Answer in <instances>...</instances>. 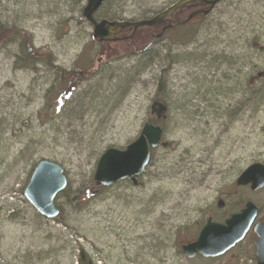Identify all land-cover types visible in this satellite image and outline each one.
<instances>
[{
  "label": "rangeland",
  "instance_id": "374dc122",
  "mask_svg": "<svg viewBox=\"0 0 264 264\" xmlns=\"http://www.w3.org/2000/svg\"><path fill=\"white\" fill-rule=\"evenodd\" d=\"M177 1L116 0L97 18L149 20ZM86 2L0 1V24L16 34L0 38V263L77 264L80 246L85 264H257L252 231L219 258L188 261L180 249L248 202L264 222V188L236 185L264 165V0H227L149 50L146 28L95 41ZM158 96L170 105L167 148L153 152L137 187L101 188L98 159L140 135ZM43 160L68 181L53 221L23 195Z\"/></svg>",
  "mask_w": 264,
  "mask_h": 264
},
{
  "label": "water",
  "instance_id": "95a60500",
  "mask_svg": "<svg viewBox=\"0 0 264 264\" xmlns=\"http://www.w3.org/2000/svg\"><path fill=\"white\" fill-rule=\"evenodd\" d=\"M108 0H87L83 10L84 19L93 26V39L101 43H116L119 36L127 29L135 33L143 28L160 25L171 11L188 3H201L215 6L223 0H183L171 7L164 14L151 20L128 21H97L96 15ZM193 16L189 18L192 19ZM167 108L159 103L151 107L152 115L158 121L166 118ZM163 130L153 125H145L139 137L125 149L110 148L98 159L93 179L99 185L112 188L123 181H131L138 186V179L150 163L151 152L158 147L167 148L168 143L162 142ZM68 185L64 169L57 163L43 160L37 164L28 185L24 190V198L30 206L43 218L55 220L60 215L56 198L66 190ZM251 187L253 192L264 188V165L256 163L248 167L237 180L239 187ZM260 209L248 202L245 207L232 214L223 223L208 221L200 230L195 242L181 247L187 259L198 256L214 259L224 256L241 243L252 230L257 239V264H264V222H257Z\"/></svg>",
  "mask_w": 264,
  "mask_h": 264
},
{
  "label": "flooded vegetation",
  "instance_id": "af4514ba",
  "mask_svg": "<svg viewBox=\"0 0 264 264\" xmlns=\"http://www.w3.org/2000/svg\"><path fill=\"white\" fill-rule=\"evenodd\" d=\"M183 0H178L177 3L174 5L164 9L161 13H159L157 16L164 14L167 10H169L171 7L181 3ZM227 0H223L222 2L216 4L215 6L211 5H205L201 3H188L176 10L171 11L166 17H164L163 22L160 23V25L152 28H146V31L148 33L147 37L152 39V43L149 45V49H151L152 45L155 44L156 40H161L167 33L169 32H175L177 30H185L187 31L190 26L197 25L198 22H205L206 20L210 19L211 17L215 16L216 12L222 13L220 8ZM156 16V17H157ZM192 17V19L189 20V18ZM155 17L151 18L154 19ZM149 19V20H151ZM160 29V33L156 35V33L152 32L153 30ZM138 32V31H137ZM136 32V34H137ZM124 33L120 35V37H123ZM135 34V35H136ZM160 91H163L162 88H160ZM154 103H159L167 108L166 112V118L162 119L160 121L156 120L155 116H152L148 122H146V125H153V126H160L167 122L169 119V110L170 105L167 101V99L164 96H158L157 99L153 101ZM152 104V105H153ZM163 129V127H161ZM165 133L163 129V134ZM130 182V181H128Z\"/></svg>",
  "mask_w": 264,
  "mask_h": 264
},
{
  "label": "trees",
  "instance_id": "16d2710c",
  "mask_svg": "<svg viewBox=\"0 0 264 264\" xmlns=\"http://www.w3.org/2000/svg\"><path fill=\"white\" fill-rule=\"evenodd\" d=\"M1 1V0H0ZM116 0H108L106 3H105V5L102 7V9L103 8H105L107 5H109V4H112V3H114ZM101 9V10H102ZM101 10L98 12V14H97V16L99 15V13L101 12ZM98 19V18H97ZM101 19H103V20H107V19H109L110 21H113V20H116V19H111V18H109L108 16H102V18ZM6 30H7V36H8V34H11L12 32H11V30L9 29V28H6V27H4V26H2L1 24H0V38H1V36H3L4 34H3V32H5L6 33ZM15 32V31H14ZM12 35V34H11ZM6 36V37H7ZM7 39V38H6ZM5 39V40H6ZM17 39V38H16ZM15 38H14V40H16ZM13 40V41H14ZM29 55V53L27 52V56ZM31 56H34L32 53H31V55H29V59H33V58H30ZM65 81V80H64ZM63 83V82H62ZM159 87H161V86H159ZM69 93H71L72 94V92L71 91H69ZM61 99H62V106L60 107V109H58V113L59 114H61V115H64V117H65V105H64V103H65V92L62 90V96H61ZM78 104V103H77ZM76 103H75V106L77 105ZM70 106V105H69ZM74 106V107H75ZM27 147L28 146H26L25 147V149L24 150H22L21 152H20V157H22L23 155H24V152L27 150ZM93 185H95V184H93ZM98 185V184H97ZM98 186H100L101 188H103V189H105L104 187H102L101 185H98ZM67 193H68V189H66L64 192H62L59 196H58V198H57V200H62L63 199V197H66L67 196ZM57 207H58V205H57ZM59 208V210H60V212H61V215H62V209L60 208V207H58ZM58 224H62V225H65L63 222H58ZM65 227H67L66 225H65ZM79 245V244H78ZM72 250L74 251V250H76V248H72ZM78 250V257H77V264H85L84 262H83V251H82V248L79 246V248L77 249ZM75 253V252H74ZM181 254V253H180ZM182 255V254H181ZM30 257V255H28V256H26V258L28 259ZM189 261V260H188ZM1 264V263H0Z\"/></svg>",
  "mask_w": 264,
  "mask_h": 264
},
{
  "label": "bare ground",
  "instance_id": "6f19581e",
  "mask_svg": "<svg viewBox=\"0 0 264 264\" xmlns=\"http://www.w3.org/2000/svg\"><path fill=\"white\" fill-rule=\"evenodd\" d=\"M10 30H11V32H12L11 34H12L13 36H16V34H15L13 28H11Z\"/></svg>",
  "mask_w": 264,
  "mask_h": 264
}]
</instances>
